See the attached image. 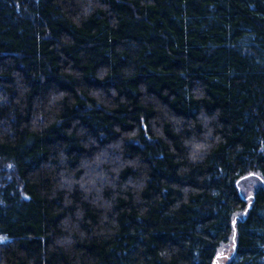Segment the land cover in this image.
Here are the masks:
<instances>
[{
	"label": "trees",
	"instance_id": "obj_1",
	"mask_svg": "<svg viewBox=\"0 0 264 264\" xmlns=\"http://www.w3.org/2000/svg\"><path fill=\"white\" fill-rule=\"evenodd\" d=\"M231 237L264 264V0H0V264H220Z\"/></svg>",
	"mask_w": 264,
	"mask_h": 264
},
{
	"label": "rangeland",
	"instance_id": "obj_2",
	"mask_svg": "<svg viewBox=\"0 0 264 264\" xmlns=\"http://www.w3.org/2000/svg\"><path fill=\"white\" fill-rule=\"evenodd\" d=\"M261 186V181L258 176L250 175L246 176L245 178H242L240 182H238V188L239 193L242 195V197L246 199H250L254 192ZM233 237L228 241V243L224 244L222 248L219 250V262L220 264H225L227 261V258L232 253L233 248ZM221 257V258H220ZM219 264V263H215Z\"/></svg>",
	"mask_w": 264,
	"mask_h": 264
}]
</instances>
